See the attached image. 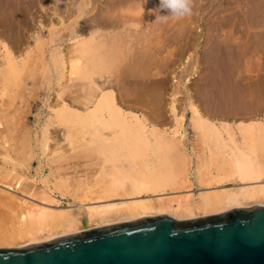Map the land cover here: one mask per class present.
Returning <instances> with one entry per match:
<instances>
[{"label": "rangeland", "instance_id": "obj_1", "mask_svg": "<svg viewBox=\"0 0 264 264\" xmlns=\"http://www.w3.org/2000/svg\"><path fill=\"white\" fill-rule=\"evenodd\" d=\"M94 1L90 8H85L88 14L76 18L78 23L74 24L77 16L74 11L82 4L81 0H0V73L6 74L5 77L2 75L5 82L0 80V174H4L0 175V183L12 184L14 187L15 180L21 177L19 187L8 192L0 189V195L8 200L3 205L0 204V228L11 227V218L14 219L21 202L26 201L28 205L43 203L40 202L42 190L53 201H59L57 204L61 209L76 205L75 199H71L74 195L70 198L73 193L66 190L63 193L64 190L58 186L61 180L69 177L74 182L82 180L83 188L98 187L108 180L114 167H128V155L132 159L136 156L142 157L144 163H149L150 172L167 174L181 169V163L177 164L179 168L175 165L177 159L174 151L160 148L153 141L148 146L135 145V148L131 145L128 150H122L127 151L126 154L119 151L118 147L117 150L114 148L116 152L113 149L112 152L107 151L108 146H101L104 151L102 148L99 151L96 147L89 148L76 140L82 135L87 136L80 119H70L71 116H68V121L62 118L64 122H61L55 116L52 118L54 114L51 108L57 109L61 105L82 111L86 102V91L92 89L89 93H95L97 89H93L102 80L106 83L103 88L114 92L116 102H119L117 104L126 113L131 111L133 115L141 118L143 116L149 128L154 124L157 130L161 128L167 129V132H176L177 124L170 115L171 102L174 103L176 114L184 119L180 132L184 138L181 139V147L186 146L184 150L188 153L186 156H189L186 160L190 162L185 169L188 171V179L191 180V192L188 194L180 189L177 194L181 197L201 192V187L193 176L195 166L201 167L202 172L215 174L225 162L226 154L230 153L229 148L233 149L231 144L223 142L224 145L217 137L189 124L193 104L205 119L215 121L216 125L219 123L218 126H223L226 122V126L230 124L234 128L240 121L245 125L255 121L263 122L264 0H193V15L169 19L167 22L156 21L154 10L159 0H113L119 2L115 4L110 3L112 0ZM65 8L73 11L71 14L75 15L63 16ZM98 19L117 22L119 27L116 33L120 34L116 35L115 31H99L100 35L102 32L103 35L106 32L107 35L112 34V37L108 35L110 38L104 39V42L107 41L105 46L109 49L104 48L107 50L101 51L103 48L98 47L99 42L94 38L90 51L80 56L81 67H86L81 68L78 80H67L66 84L59 85L58 65H61V59L80 55L74 50L76 38L72 39L75 36L73 31H80L77 33L81 37L76 33L80 39L85 36L86 39L88 36L91 39L87 30L90 25H96ZM49 28L53 30L47 32ZM54 48H57L56 52L53 51ZM4 53L5 57L11 55V59L15 60V66H12L16 69L13 67L11 70V64L8 63L10 68L5 72V67H8L4 61L6 59L7 62L10 56L9 59L5 58ZM105 53L108 56L103 61ZM50 54H54L53 58L56 59ZM51 60L57 61H54L57 64L51 65ZM57 94L66 104L56 97ZM47 124L50 137L56 143L45 150L39 141ZM102 131L108 134L114 129L107 125ZM66 133H69V138ZM240 139L239 145L245 154L251 155L248 156L254 163H264L261 151L264 146L257 142L259 140L254 143L253 139L251 142ZM10 158L18 160L11 161ZM9 173L10 176H7ZM8 177L11 178L10 181ZM76 194L81 195V191L77 190Z\"/></svg>", "mask_w": 264, "mask_h": 264}, {"label": "bare ground", "instance_id": "obj_2", "mask_svg": "<svg viewBox=\"0 0 264 264\" xmlns=\"http://www.w3.org/2000/svg\"><path fill=\"white\" fill-rule=\"evenodd\" d=\"M81 1H82V4L80 3V5H79L80 7L77 6L78 10L76 9L77 11H74V12H77L76 13L77 16L75 17L74 24L78 23V22H76V18L77 19L80 17L82 18V16L84 17V15H86L88 10L85 8L88 6L90 8V4H93V2H95L94 0H81ZM116 2H118V1H116ZM116 2H114L112 0L110 3L115 4ZM105 3L107 4L108 2H105ZM65 4H66V2H65ZM69 5H70V3H69ZM72 5L74 6V4H72ZM63 6H64V3H63ZM74 8H76V7H74ZM51 9H53V8H51ZM71 10H73V9H71ZM52 11H54V10H51V12ZM54 12H57V10ZM54 12L52 13V15L54 14ZM72 12L73 11L67 10V8H65L63 16L67 17V15H70ZM71 15H75V13L71 14ZM123 16L124 15H122V17ZM47 19H49V18H47ZM105 19L107 20V18H105ZM106 20H100L99 21V19H98L99 22L96 25H93L92 27L90 25V28L87 31H88V33H90L88 35H90L92 37V38L90 37L91 39H88L89 36L86 39V36L84 37V35H83V37L85 40L80 39L76 35L77 31H79V30H77L75 32L72 29L73 35H75L74 37L72 36V39L76 38V40H74L75 41L74 46H76V48H74V50L77 53H79L80 55L77 54L75 51H73L77 55H79V57L77 56V57L71 58V56H70L69 59H65V57H63L62 59L60 58L61 59V65H58V66H60V70L57 69V67H56V69L59 70L58 80L61 83V84L59 83V85H62V83H65L67 80H71V79L76 80V81L78 80L79 74L81 72V68L86 67V66L81 67L82 61H81L80 56L83 53L90 51L89 49L93 46V41L95 39H97L99 42L98 47L103 48L101 51H103L104 48L108 47V46H105L107 41L104 42L105 41L104 39L110 38V37H108V35L110 33L107 35L106 34L107 32H106L105 35H103V32H102L100 35V33H98V32L99 31H111V33H112L115 31V33H116V29L119 27V25L115 21H106ZM130 21L133 22V20H130ZM51 26H53V25H51ZM50 29L51 28H49V30H47V32L53 30V28H52V30H50ZM79 32L77 34H79V36H80ZM117 33H116V35H117ZM119 34L120 33H118V35ZM69 35H72V34H69ZM109 36L112 37V34ZM115 36H113V38ZM77 38H79V39H77ZM66 39H67V37H66ZM107 40H109V39H107ZM84 41H86V42H84ZM68 43H70V42H68ZM109 43L111 44L110 40H109ZM95 45L97 46V44H95ZM114 45H116V44H114ZM107 49H109V48H107ZM107 49H105L104 51H106ZM54 50L56 52L57 48H54L53 51ZM53 51H51V52H53ZM6 53H4L5 54L4 57L6 56ZM9 53H11V52H8L7 54H9ZM75 53L73 54L74 56H75ZM53 55L54 54H52V56H51V54H50V56L52 58H53ZM56 55H57V53H55V56ZM106 55L108 56V53H105V57L104 56L102 57L103 61L106 59ZM8 56H10V59ZM8 56L7 57L9 60L6 62V59H5L4 62L7 63V67L9 64H11L10 65L12 67L11 70H13V67L15 66V62H14L15 60L13 59L14 60L13 61L11 59V55H8ZM12 56H13V54H12ZM7 57H5V58H7ZM16 59H18V57H16ZM48 59H50V58H48ZM52 61L53 60H51V65L54 66V64H52V63H55L57 61H55V60H54L55 62L54 61L52 62ZM58 63H59V61H58ZM45 64H46V62H45ZM55 64H57V63H55ZM3 65H4V67L6 66L5 64H3ZM12 65H14V66H12ZM55 66H57V65H55ZM1 67H3V66H1ZM9 68L10 67H8V68L5 67V70H6L5 72H7V69H9ZM1 69H0V71H1ZM14 69H16V68L14 67ZM89 69L87 68V70H89ZM3 71H4V68H3ZM16 71H18V70H16ZM2 75L3 74H1L0 78L2 77ZM5 75H3V76L5 77ZM14 75L16 77L17 72ZM103 75H104V73H103ZM4 77H2L3 80L0 79L3 82H5ZM50 77H51V75H50ZM105 77L106 76H104V78ZM101 80H102V78H101ZM104 82L105 81L102 80V82H99L98 84H96L97 86H95V88L93 89V91L95 89H97L95 93H89L92 90L89 87L91 90H89V92L86 91V94H87L86 99H85L86 102L84 104V108L82 109V111H80L79 109H75V108H69L66 105H61V107L59 106V108L57 106V109L55 107L56 110L53 109L54 107L51 108L53 110V112L52 111L51 112L54 114L52 116V118L56 117V119L60 120L61 122L68 121V119H69L68 116H71L70 119H76V118L80 119L83 123L84 128L86 129V135L87 136L82 135L79 138L77 137L76 140H78V142H81L82 144H85V146L86 145L89 146V148H91L90 146L96 147L99 151L101 150V148H102V151H104L103 147H101V146H108L109 148L111 146H113L110 149L108 148L107 151L111 150L110 152H112L114 150V148L116 149V147H118L119 151L125 152V154H126L128 152L122 151V150H126V149L128 150L129 146H131V145H134V146L138 145V147H139V145H147L148 146L150 144V142L153 141L154 143H157V145L160 148H166L169 151H174V153H175L174 156L177 159V161H176V159L174 160V161H176L175 165L177 166V168H179L178 165L181 163L180 164V165H182L180 167L181 169H175V171H170L171 174H170V172H168L167 173L168 175L165 173L162 174V173L150 172L148 170V164L149 163H147V162L144 163L143 161H145V160H143L142 157L136 156V157H133V159H132L131 155H128V157L130 156L131 160H130V158H128L129 161L128 160L127 161L129 163H127V161L124 163L125 165L127 163L128 167H126V166L124 167L123 165L122 166L120 165L119 166L120 168H118V167L116 168L113 166L114 169L112 171L108 168L111 171L109 173L108 180H106V178H107L106 177L105 183L104 184L102 183L103 185L101 184L98 187H88L87 186V187L83 188V187H81L82 186L81 185L82 180H75V182H74V181H71V179L69 177H66L63 180H61L60 183H58V186L61 188V190H64L63 193H65V190H66V192L67 191H69L70 193L72 192L73 194L71 196L70 195L69 196L71 198L74 195V198L72 197L71 199H73V200L75 199L77 204L76 205H69L67 208L61 209L59 207V205L57 204L59 201L54 200L55 201L54 202L53 199L49 195L47 196V194L45 193L46 191L44 192L43 190L41 191L42 196H41V200H40V202L42 201L43 203H40V204L35 203L33 205L32 204L28 205L26 203V201L23 200L24 202H21V204L19 205L20 208L17 211V213L15 214L14 219L12 220V218H11V223L13 222L12 224L10 223L11 227L9 226L8 229H5L4 227H3L4 229L2 227L0 228V229H2V230H0V247H23V246H26L29 244L42 243V242L50 241V240L55 239V238L60 237V236L74 234V233H80V232L87 231L90 229H94V228H98V227H104V226L113 225V224H117V223H122L125 221L139 219V218H143V217H152V216H158V215L165 214V215H168L169 217H173V219H176V220H186V219H192V218H197V217H203V216H207V215H215V214L223 213L225 211H228L231 209H236V208H247V207H251L254 205L264 207V163L263 162L262 163L261 162L254 163L252 161V159L249 158V156L251 157V155H249V154H248L249 156L246 155L245 152L240 148L239 140H238L239 138H241L240 140L245 141V139H246V140H249L251 142V140L253 139L252 141L255 140L254 143L257 140H259L257 142H260V145L264 146V120H263L264 117H263V119H261L263 122L255 121V122H252V124H251V122L248 124L246 123V125H245V123L243 124V122H241V121H240V123L237 122L238 125L235 126L234 128L231 127L232 125H230V124H228L226 126L225 125V124H227L226 122H225V124H223V126H222V124L220 126H218L219 123L216 125L214 123L215 121L214 122L208 121L207 118H206L207 119L206 120L203 117L204 115H202L200 110L196 106H193L194 105L193 104L191 111H190V112H192V114L190 117L189 124L190 125L192 124L196 128H200V129L205 130L206 133L215 136V138L217 137V140L222 142V143L223 142L225 144L227 143V145L231 144L233 149L229 148L228 152H230V153L226 154L227 156L225 157L226 158L225 162L220 165L219 171H217L215 174H212L211 172L209 173V171L208 172H205V171L202 172L200 169L201 167L198 168L197 166H195L193 176H194L197 184L201 187V192L197 195H191L190 194L189 196L181 197V196H178L179 194H177V193H180V189H184V192H186L188 194L191 192V188L189 185L191 180L188 179V177H187L188 171L185 169L189 166L190 162L188 160H186L189 156L188 157L186 156L188 153H186L187 151L185 152V150H184L185 145L183 144L184 146L181 147L182 146L181 139L183 138V136L181 135L180 132L182 129L181 125H182V122L184 119H183V117H181V115L176 114L177 113L176 108L173 106L174 103L171 102V106H170L171 114L170 113L169 114L173 117L174 122L177 124L178 128H177L176 132H167V129H161V128L159 130H162V131H159V130H157L156 125H154V124L152 126V124L149 123L152 126L149 128V126L147 124V120L143 116L141 118V117L137 116L136 114L133 115V113L131 114L130 113L131 111H129V110H128L129 112L126 113L127 111H124L122 109V107L117 104L119 102H116L114 92L111 90H106L103 88L104 84H106ZM1 84H3V83L1 82ZM2 86H4V85H2ZM62 88H64V87H62ZM80 92H81V89H80ZM60 93H62V91ZM60 93H58V94H60ZM58 94L56 95V97L58 99H61L58 97ZM170 96H172V95H170ZM61 101H62V99H61ZM62 103H63V101H62ZM59 105H60V103H59ZM0 107H2V106H0ZM129 114H131V115H129ZM67 117H68V119H67ZM62 118L64 119V121L62 120ZM53 122H55V121H53ZM107 125H109V128L111 127V129L113 127L114 131L113 132L111 131L112 133L105 134L102 131V129L107 127ZM108 131L110 132L109 129H108ZM42 133H43L42 136H40V138L41 137L42 138L40 141L39 140L38 141L40 142V145L46 150V149H48L49 145L55 144L56 140L54 138L50 137V128H49L48 124L46 127L44 126ZM66 135H67V133H66ZM68 136H69V133L66 137H68ZM68 141H69V139H68ZM71 143H73V142H71ZM183 143H185V142H183ZM250 146H252V144ZM135 148H136V146H135ZM92 149H94V148H92ZM116 150H114V151L116 152ZM130 150H132V149L130 148ZM160 150H162V149H160ZM230 150H232V151H230ZM261 151L263 152V155H264V147L261 149ZM6 154H8V153L6 152ZM96 154H97V152H96ZM104 157H106V156H104ZM6 158H7V155H6ZM10 160L14 161L15 159L13 160V158H10ZM16 160H18V159H16ZM119 162H120V160H119ZM177 162H179V163H177ZM186 162L188 163L187 166L185 165ZM121 163H122V161H121ZM121 163H119V164H121ZM172 163H173V161H172ZM112 165H114V164H112ZM171 166H172V164H171ZM11 167H13V165ZM11 170L13 171L14 169H11ZM166 171H168V170H166ZM0 172H2V170ZM5 172L8 173L7 171H4V173ZM15 172H12V174ZM1 174H3V173H1ZM10 174L11 173L6 174V175L10 176ZM16 175H18V174H16ZM14 177H12V178L15 180ZM8 178L10 181L11 178L10 177H8ZM20 178L17 179V176H16L17 180H15L14 187H19V185L21 183ZM3 180H4V178H3ZM4 182H6V181H4ZM14 187L12 186V184L0 183V189L4 192L12 191ZM61 190L59 189V191H61ZM77 190L81 191V195L76 194ZM39 192H38V194H40ZM45 194L47 197V198L45 197L46 199L43 197ZM12 196H10V197H12ZM38 196H40V195H38ZM10 197L8 199H10ZM37 199H39V198H37ZM14 200H16V199H14ZM7 201L8 200L5 199L4 196L0 195V204L5 203ZM9 202H10V200H9ZM34 202H37V201H34ZM13 204H14V202H13ZM14 213H15V211H14ZM7 223H9V222H7ZM0 225H1V223H0Z\"/></svg>", "mask_w": 264, "mask_h": 264}, {"label": "water", "instance_id": "obj_3", "mask_svg": "<svg viewBox=\"0 0 264 264\" xmlns=\"http://www.w3.org/2000/svg\"><path fill=\"white\" fill-rule=\"evenodd\" d=\"M0 264H264V207L129 220L0 248Z\"/></svg>", "mask_w": 264, "mask_h": 264}, {"label": "clouds", "instance_id": "obj_4", "mask_svg": "<svg viewBox=\"0 0 264 264\" xmlns=\"http://www.w3.org/2000/svg\"><path fill=\"white\" fill-rule=\"evenodd\" d=\"M154 11L156 21L160 22H167L169 19L185 18L193 15V0H159V4Z\"/></svg>", "mask_w": 264, "mask_h": 264}]
</instances>
